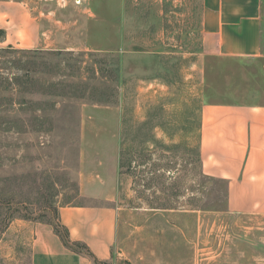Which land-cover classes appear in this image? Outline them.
Wrapping results in <instances>:
<instances>
[{
  "label": "rangeland",
  "instance_id": "obj_1",
  "mask_svg": "<svg viewBox=\"0 0 264 264\" xmlns=\"http://www.w3.org/2000/svg\"><path fill=\"white\" fill-rule=\"evenodd\" d=\"M23 1L54 44L0 46V264H30L13 221L83 204L118 209L104 264H264V217L228 214L200 168L196 96L203 70L220 91L264 84V2L254 61L204 57L202 0Z\"/></svg>",
  "mask_w": 264,
  "mask_h": 264
},
{
  "label": "crops",
  "instance_id": "obj_2",
  "mask_svg": "<svg viewBox=\"0 0 264 264\" xmlns=\"http://www.w3.org/2000/svg\"><path fill=\"white\" fill-rule=\"evenodd\" d=\"M263 2L202 0L204 57L260 60ZM40 20L23 0H0V46L53 45L51 30L41 31ZM253 73L264 79V69ZM208 74L205 70L201 72L203 85L196 94L200 98L197 108L200 168L205 175L225 182L228 214L264 217V84H249L237 93L229 88L220 91L211 86ZM249 76L253 80V74ZM229 92L233 97L230 98ZM239 93L243 97L239 98ZM219 94L221 100L216 98ZM87 186H83V194L94 200L114 197L112 192L105 191L106 185ZM57 214L69 238L85 244L92 256L66 247L47 223L17 219L8 230L12 228L27 241L30 264H95V261L104 264L111 260L117 239V208L108 204L65 205L58 208Z\"/></svg>",
  "mask_w": 264,
  "mask_h": 264
},
{
  "label": "trees",
  "instance_id": "obj_3",
  "mask_svg": "<svg viewBox=\"0 0 264 264\" xmlns=\"http://www.w3.org/2000/svg\"><path fill=\"white\" fill-rule=\"evenodd\" d=\"M120 163H121V166H124L123 160H121ZM51 226L53 227L55 233L60 237V239L62 240L63 244L66 247L70 248L73 251L83 252L85 254H89L90 256H92L85 244L78 242V241H72L69 238V232L67 228L59 222L58 217H57V222L51 223ZM95 264H97L96 261H95Z\"/></svg>",
  "mask_w": 264,
  "mask_h": 264
},
{
  "label": "built area",
  "instance_id": "obj_4",
  "mask_svg": "<svg viewBox=\"0 0 264 264\" xmlns=\"http://www.w3.org/2000/svg\"><path fill=\"white\" fill-rule=\"evenodd\" d=\"M76 4L80 2V0H75Z\"/></svg>",
  "mask_w": 264,
  "mask_h": 264
}]
</instances>
